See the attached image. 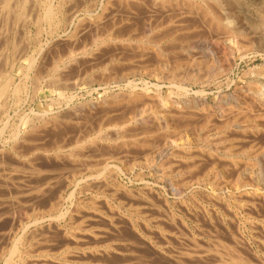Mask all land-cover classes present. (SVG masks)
<instances>
[{
	"label": "rangeland",
	"instance_id": "obj_1",
	"mask_svg": "<svg viewBox=\"0 0 264 264\" xmlns=\"http://www.w3.org/2000/svg\"><path fill=\"white\" fill-rule=\"evenodd\" d=\"M1 1L0 26L2 25L4 28L2 26L0 27V31H2L0 32V40L3 41H0V57L2 58H0V64H2L0 65V79L3 78L2 76H6L8 73H10L12 76H14L17 82H23L24 85V89L14 96L7 98L0 95V129L2 126H4L5 122L7 123L2 134H0V150L3 152L6 151V153H3V156L5 157L8 156L10 158L13 155V159H9L8 157L6 160H4L5 157L2 159L4 160L2 165L5 166L4 168H6V170L4 168L1 170V167L3 166L0 165V196L4 195L3 197H6L5 199L2 196L0 197L4 199V202H1V204L3 203L4 205H1L3 207L0 206L3 208H0V214L4 213L3 215L5 216L4 217L1 215L4 218L0 220V235L3 234V236H6L4 238L6 240V238L11 235V232L13 235L9 237H11L12 240L16 239V241H18V238H20L21 240L26 241V244H24L25 246H23L26 253L21 254V256L18 254L13 255L12 261H14L16 264H236V255L242 254L247 256L252 264H263L264 211L262 208L253 210L251 208L252 206L250 207L248 193H242L241 191L234 190L231 185L232 181L234 180V175H232L230 172L225 175L217 174L216 172L214 173L213 170H210L214 162L215 164L213 165L216 166L218 163V166L222 163L216 160L213 162V160H211L212 158L207 152V149L208 146L211 148L215 147L212 150H218L219 154L223 155V152L225 151L224 147L227 149L230 146V142L232 140L228 137H230L233 132L230 131L229 127L223 126L222 128L221 126L224 124L225 119L230 117V114L232 117L234 113H237V111L234 108L231 109L229 106L223 105L221 97L226 94L237 96V92L234 90V84L246 85L251 80H253L252 75H243V73L247 71L248 68L264 64V60L261 57H255L250 61L247 60L246 62H238L237 67L232 73H230V75H223L215 82H209L204 88H202L201 84H188V93L184 95L182 91L180 92V90L176 88V85L179 84L180 81L184 80V78H178L177 80L179 82L176 81L177 83L174 84V82H172L169 78L165 79L166 77H164L162 79L159 75L149 73L143 69H138L139 67H136V69L134 68L133 70L134 72H138L140 70L138 73L136 72L133 74H128V72L126 73L125 71L126 66H122L121 61L115 62L108 59L110 53L114 51L113 47L109 48L107 46L104 47L101 45V47L99 46L97 49H95L93 44L94 38L99 36L102 37L108 30H112V28L114 33L119 32L120 30L119 24H121L124 15L119 11V9H117V3L115 4V2L111 1L112 3L110 5H114L113 7L111 6L112 9H114L111 10V12L109 11L108 13H105V15H100L99 17L100 13H98V5L100 4L99 2L101 0H65V4L63 3L64 0H50L53 1L54 4L57 2L56 4L60 5L61 10V15L57 18L58 26H56V33H50L51 27L49 24H47L49 21L46 19H41L42 12L39 8L40 0H20V2L19 0H14V3L13 0ZM16 4L18 5L16 6ZM8 5L11 6L9 7L11 10V16L9 12L7 13V11H10L8 10ZM12 5L15 8H12ZM18 13L21 16H19ZM26 13L28 14L26 15ZM7 14L9 15L7 16ZM2 17L4 19H2ZM9 17L11 18L9 19ZM37 19L38 21H36ZM65 19L67 21H64ZM96 19L99 22L96 21ZM94 20L97 23L94 24ZM119 20L121 22H119ZM132 20L136 21V19ZM36 22H38V25H36ZM39 25L41 26V30ZM75 31H79V33L75 35ZM47 33L49 34L47 35ZM204 33L207 34L206 31ZM3 37L4 39H2ZM13 45H15V47ZM21 47L24 48L22 49ZM83 47L85 48V51ZM19 48L21 50H19ZM39 48L40 51H38ZM82 50L86 53H82ZM14 52L17 54V56ZM32 58H36L34 70H37V68L38 70L40 69V71L37 72H41L43 75V80H41L42 82L40 84H35L34 79L25 76V67ZM3 60L4 62H2ZM101 62H103L102 65ZM121 71H123V73ZM5 73L7 74L5 75ZM145 73H149V75H146ZM183 76L184 75H182V77ZM55 78H57V81L54 80ZM230 78H233V83L228 86ZM104 79L107 80V83ZM126 82L131 85H128ZM157 86L159 88H157ZM131 87L138 91L146 88V91H149V94L153 96V99H156L154 100L156 103L154 104L155 106L160 102V99H165V97L169 95L174 100L187 98L189 100L192 99L194 101H201L203 99L208 103L210 102L213 105L215 104L218 107V110L221 111L219 113L222 116L224 115V117L223 119H219V117L215 115L213 117L212 115V117L210 116L206 118V114L199 111L198 113L195 112L198 115L195 113L194 115L187 114L188 116L186 117L188 119H185V117L183 119L181 118L184 124L180 123V119L177 122L175 119L176 117L170 119L171 121L167 120L165 123L160 122V124H158L153 120L154 118H152L154 117L152 114L155 111H152L149 108L150 103H148V107L146 104L143 107L144 109L146 106L143 112V119H141L142 117L139 115H136L135 117L136 122H139V124H135L133 121H131L126 125L124 121L127 119V117L125 116L123 119L124 121L121 119V125L119 124L121 123L120 117L123 118L121 115H123V113H127V116L132 115L130 114V111L133 110V107L132 109L129 108L131 106H128L127 108L120 107L113 110L110 108L109 110L107 108V112H105L104 108L100 105H97L96 102L106 96L109 98L110 94L112 93L118 94L120 91L121 93L123 91H127ZM201 89H204V95L199 94ZM220 91H222V93H220ZM58 92H61V94L63 93V96H58ZM92 103L95 106H93ZM90 105L93 109L90 107ZM137 106L136 112L137 109L141 108L139 105ZM121 108L123 111H125L123 112L120 110ZM44 110H50L56 114V116L61 117H58V122L53 127H48L42 130L43 132H39L40 134H35L36 137L33 136L32 140L35 139L36 141L31 140L28 142L30 145H28V143H17L15 150H17V152L19 151L18 153L20 154H16L14 152L15 150L11 149L13 143V141L10 140L11 135L17 127L19 130H21V132L25 131L26 128L22 124V118L24 116L33 117V114H35L34 112H42ZM114 110L116 111L113 112ZM110 111L112 112L110 113ZM133 111L135 112V110ZM6 116H8V118ZM137 116L141 119V121H143H137L139 119ZM146 116H148L150 122H148ZM190 118L193 120L195 119L198 122L194 120L196 122L194 123V121ZM204 120L207 121L204 122ZM114 121L116 123L119 121L118 124L120 127L118 124L116 125ZM221 121L223 122L222 124H220ZM62 122L65 123H63L65 127L63 126ZM113 122L114 124H112ZM171 123L175 124L172 125ZM217 123H219L221 126ZM151 124H153V126ZM164 124H167L165 128ZM177 124H180L181 127L177 126ZM161 125L163 128L160 127ZM196 125H199L198 128ZM127 126H130L131 128L128 130V128L126 129ZM167 126L170 128L167 129ZM55 127H57V130ZM171 127H174L175 130H183L184 127L185 131H187L185 135L186 137L181 139V141L179 140L180 137H172L170 132H172L174 128ZM118 128H123V131L120 129L121 132H123H120L121 135L124 134L127 136L130 134V137L127 136L125 138L124 135L123 138L119 137L120 130ZM80 129L84 131L85 136L83 135V131ZM108 129H111L112 131H108ZM124 129H126L128 132ZM99 132L102 135L105 134L106 136L104 135L101 137ZM32 133L33 131L30 132V135ZM168 135L171 137H167ZM223 135H227V137H224ZM107 136H109V138L112 137V142L111 140H105ZM114 137H117L118 141H116L117 138H115V140ZM222 138L224 140H221ZM84 139H87L88 141ZM123 139H125L124 142H120V140ZM132 140L135 141L136 145ZM208 140L210 142H208ZM77 141L79 143H77ZM92 141H95V144H92ZM114 141L116 142L114 143ZM88 142L90 144H88ZM119 142L121 144L126 143L124 144L125 146L123 145L125 148ZM81 143L83 145H81ZM203 143H205V145ZM210 143L211 145H208ZM231 143L232 147H234V142ZM76 144H79L81 147ZM133 144L136 147L133 146ZM54 145L55 147H53ZM112 145L115 146L112 147ZM116 145L119 146L117 147ZM145 145H147V147H145ZM40 146L44 147L41 148ZM179 146H183L184 150H188L189 156L186 155V151V153H184L185 156L183 155L184 160L181 158V153H183L184 150L181 149L177 150L180 154H178L176 151L173 156H168L170 150L176 149V147L179 148ZM221 147L224 151L220 150ZM22 148L24 150H22ZM109 148L110 150H108ZM100 150L102 151L100 152ZM134 150L136 151L134 152ZM79 152L82 153L80 154ZM151 155L152 159L150 158ZM172 157L173 159H171ZM151 160L154 162H151ZM168 161H170L171 164ZM181 161L184 162L182 163ZM210 161L212 162L210 163ZM5 163H7V165ZM115 166H117L118 169H116ZM16 167L19 168H17L19 171H16ZM101 167L103 168V171ZM177 167L180 168L177 169ZM32 169H42L44 171L40 170L41 172H38L36 170L40 176L35 174V177L34 174L32 175V173H29L30 171H33ZM167 171L171 173L169 174ZM162 173L165 174L163 175ZM27 176H33V179ZM46 180L47 182H45ZM51 180L54 181L52 182ZM53 183H55V186ZM29 185L30 187H28ZM4 186L6 188L8 187L6 190L7 192L5 189H3ZM39 187H45V189L42 188V191L39 192ZM26 189L28 191H26ZM10 190H12V192ZM18 190L20 191L18 192ZM43 190H45L44 192L47 190V192L43 193ZM37 191L38 193H35ZM41 192L43 195L40 194ZM5 195H8V197ZM60 195V198L63 201L62 209L63 211L67 212L64 218L52 219L54 214L51 212L50 215H46L47 210L50 211L52 209V202H54L53 205H55V199H57V197L59 198ZM35 197L40 199L37 198L35 201ZM14 198L18 200H15ZM3 199H0V201H3ZM12 199H14L15 203L12 202ZM6 202H9V205H7ZM50 203L52 204L50 205ZM12 217H14L13 222L11 221ZM7 229L9 232H7ZM71 232L74 233V235ZM38 235H40V237ZM58 235L60 237H58ZM24 236L31 238L27 239ZM71 238L73 240H71ZM45 239L46 241H44ZM14 240H9V242L4 241V249H6L7 244V249H9L11 243L15 242ZM88 251L89 253H87ZM6 256L7 253L5 257ZM59 256H61V259ZM5 257L0 260V264H4Z\"/></svg>",
	"mask_w": 264,
	"mask_h": 264
},
{
	"label": "bare ground",
	"instance_id": "obj_2",
	"mask_svg": "<svg viewBox=\"0 0 264 264\" xmlns=\"http://www.w3.org/2000/svg\"><path fill=\"white\" fill-rule=\"evenodd\" d=\"M5 1V0H3ZM27 1V0H26ZM54 1V0H53ZM53 1L50 0H40L39 1V8L41 9L42 15H41V19H46L47 21H49V26L51 27L50 33H56V26L58 23V16H60V5L58 4H54ZM60 1V0H59ZM63 1V0H62ZM67 1V0H66ZM115 2V4L117 3L116 6H118L117 9H119V11L124 15L122 22L119 20V22H121V24H119V32H113V28L112 30H108L102 37H97L94 38L93 40V44L95 49H97L99 46L101 47V45H103L104 47L107 46L109 48L113 47L114 51L110 53L109 55V60L110 61H121V65H125V71L126 73L128 72V74L130 73H136L134 72V68L136 69V67H139L138 69H143L148 71L149 73L152 74H156L159 75L160 78H164L165 79L169 78L172 82H174V84H176L178 81V78H184V80L180 81L179 84L176 85V88L178 90H180V92L182 91L183 94H187L188 93V88L187 85L191 84V85H199L201 84L202 88H204L205 86L208 85V83L210 82H215L219 77L223 76V75H230V73L233 72V70L237 67L238 62H246L247 60H251L255 57H261L264 60V0H101L98 5V13L99 17L100 15L102 16V14L105 15V13H108L109 11L111 12L112 5H110L112 2ZM0 2L2 3V1L0 0ZM12 2V1H11ZM18 2V1H17ZM16 2V3H17ZM20 2V0H19ZM29 2V1H28ZM26 2V3H28ZM0 3V4H1ZM14 3V0H13ZM12 3V4H13ZM65 4V0L63 2ZM31 4V3H30ZM36 4V3H35ZM61 4V2H60ZM95 4V3H94ZM114 4V3H113ZM10 5V3H9ZM8 5V10H10ZM18 4H16L17 6ZM28 5V4H27ZM25 6V5H24ZM29 6V5H28ZM36 6V5H35ZM112 6V7H111ZM7 7V6H6ZM34 7V6H33ZM111 7V8H110ZM12 8H15L12 5ZM23 8V7H22ZM25 8V7H24ZM37 9V8H36ZM116 9V8H115ZM27 10V9H26ZM29 10V9H28ZM34 10V9H33ZM5 11V10H4ZM3 11V12H4ZM30 11V10H29ZM28 11V12H29ZM11 12L7 11V13ZM13 12V11H12ZM21 12V11H20ZM19 12V13H20ZM27 12V11H26ZM39 12V11H38ZM36 12V13H38ZM64 12V11H63ZM18 13V14H19ZM40 13V12H39ZM114 13V11H113ZM117 13V12H116ZM7 14V16L9 15ZM17 14V13H16ZM22 14V13H20ZM19 14V16H21ZM28 13H26L27 15ZM35 14V13H33ZM90 14V13H89ZM115 14V13H114ZM64 15V14H63ZM5 16V15H4ZM11 16V14H10ZM23 16V15H22ZM117 16V15H116ZM32 17V15H31ZM34 17V16H33ZM112 17V16H111ZM115 17V16H114ZM11 17H9L10 19ZM26 18V16H25ZM39 18V17H38ZM60 18V17H59ZM66 18V17H64ZM98 18V17H96ZM110 18V17H108ZM118 18V17H117ZM2 19H4L2 17ZM17 19V18H16ZM40 19V20H41ZM61 19V18H60ZM91 19V18H90ZM93 19V17H92ZM103 19V18H102ZM132 19H136V21L132 20ZM12 20V19H11ZM57 20V21H56ZM113 20V19H112ZM116 20V19H115ZM5 21V20H2ZM10 21V20H9ZM38 21V19L36 20ZM44 21V20H43ZM63 21V20H62ZM64 21H67L66 19ZM96 21H98L96 19ZM134 21V23H133ZM42 22V21H41ZM81 22V21H80ZM90 22V21H89ZM93 22V21H92ZM99 22V21H98ZM103 22V21H102ZM114 22V21H113ZM116 22V21H115ZM38 22H36V25ZM61 23V21H60ZM66 23V22H64ZM76 23V22H75ZM94 24L97 23L93 22ZM92 23V24H93ZM21 24V23H20ZM91 24V25H92ZM93 24V25H94ZM4 25V24H3ZM43 25V24H42ZM70 25V24H69ZM101 25V24H100ZM106 25V24H105ZM110 25V24H109ZM114 25V24H113ZM116 25V24H115ZM2 26V25H1ZM0 26V27H1ZM5 26V25H4ZM8 26V25H7ZM24 26V25H23ZM47 26V25H46ZM45 26V28H46ZM76 26V25H75ZM80 26V25H79ZM98 26V25H96ZM3 27V26H2ZM11 27V26H10ZM99 27V26H98ZM105 27V26H104ZM4 28V27H3ZM39 28L41 30V26L39 25ZM44 28V27H43ZM58 28V27H57ZM94 28V26H93ZM16 29V28H15ZM26 29V28H25ZM48 29V27H47ZM96 29V28H95ZM108 29V27H107ZM111 29V26H110ZM115 29V28H114ZM5 30V29H4ZM39 30V31H40ZM78 30V29H77ZM104 30V29H103ZM9 31V30H8ZM15 31V30H14ZM37 31V30H36ZM98 31V30H97ZM105 31V30H104ZM206 31L207 34H205L204 32ZM2 32V31H0ZM48 32V30H47ZM76 32V31H75ZM94 32V31H93ZM79 31H77L75 33L78 34ZM95 33V32H94ZM99 33V32H98ZM104 33V32H103ZM102 33V34H103ZM2 34V33H1ZM4 34V33H3ZM9 34V32H8ZM49 33H47L48 35ZM97 34V33H96ZM6 35V33H5ZM13 35V34H12ZM51 35V34H50ZM101 35V34H100ZM7 36V35H6ZM9 36V35H8ZM2 37V36H1ZM77 38V36H76ZM4 39V37L2 38ZM2 41V40H0ZM7 41V40H6ZM13 41V38H12ZM3 42V41H2ZM29 42V41H28ZM33 42V41H32ZM34 43V42H33ZM6 44V43H5ZM12 44V43H11ZM18 44V43H17ZM43 44V43H42ZM7 45V44H6ZM45 45V44H44ZM80 45V44H79ZM2 46V45H1ZM15 47V45H13ZM12 46V47H13ZM85 46V45H84ZM48 47V46H47ZM93 47V48H94ZM22 49L24 47H21ZM26 48V47H25ZM41 48V47H40ZM40 48L38 51H40ZM84 48V47H83ZM18 49V48H17ZM105 49V48H104ZM107 49V48H106ZM19 50H21L19 48ZM42 50V49H41ZM77 50V49H76ZM79 50V49H78ZM102 50V48H101ZM11 51V50H10ZM23 51V50H22ZM74 51V50H73ZM72 51V52H73ZM85 51V48H84ZM83 50L81 51L82 53L84 52ZM110 51V50H109ZM12 52V51H11ZM19 52V51H17ZM21 52V51H20ZM75 52V51H74ZM77 52V51H76ZM101 52V51H100ZM15 53V52H14ZM25 53V52H24ZM86 53V52H84ZM16 54V53H15ZM69 54V53H68ZM72 54V53H71ZM103 55V54H102ZM17 56V54H16ZM89 56V54H88ZM95 56V54H94ZM97 56V55H96ZM101 56V55H100ZM11 57V56H10ZM21 57V56H20ZM93 57V56H91ZM106 57V56H104ZM1 58V57H0ZM4 58V57H3ZM85 58V57H83ZM90 58V57H89ZM2 59V58H1ZM0 59V60H1ZM19 59V58H18ZM56 59V58H54ZM91 59V58H90ZM42 60V59H41ZM60 60V58H59ZM82 60V57H81ZM86 60V59H85ZM95 61V60H94ZM99 61V60H98ZM107 61V60H106ZM105 61V62H106ZM4 62V60L2 61ZM82 62V61H81ZM85 62V61H84ZM88 62V61H87ZM92 62V61H91ZM100 62V61H99ZM98 62V63H99ZM29 63V65H28ZM27 63V66L25 67V76L26 77H30L32 79H34V83L36 84H40L43 80V75L41 74V72H37L40 71V69L38 70H34L35 69V64H36V58H32L30 60V62ZM38 63V62H37ZM79 63V62H78ZM86 63V62H85ZM93 63V62H92ZM97 63V64H98ZM103 62H101L102 65ZM120 63V62H119ZM118 63V64H119ZM10 64V63H9ZM41 64V63H40ZM96 64V63H95ZM114 64V63H113ZM116 64V63H115ZM2 65V64H0ZM4 65V63H3ZM53 65V64H52ZM68 65V64H66ZM120 65V64H119ZM118 65V66H119ZM116 66V65H115ZM121 66V67H122ZM124 66V67H125ZM6 67V66H5ZM12 67V66H11ZM21 67V66H20ZM38 67V66H36ZM123 67V69H124ZM41 68V67H39ZM113 68V67H111ZM43 69V68H41ZM47 69V68H46ZM122 69V68H121ZM62 70V69H61ZM60 70V71H61ZM106 70V69H105ZM110 70V69H109ZM120 71V70H119ZM140 71V70H139ZM138 71V72H139ZM2 72V71H1ZM111 72V71H110ZM117 72V71H116ZM123 73V71H121ZM137 72V73H138ZM47 73V72H46ZM146 74V75H149ZM7 73H5L6 75ZM44 74V73H43ZM107 74V73H106ZM119 74V72H118ZM121 74V73H120ZM250 74V76H253V80H251L249 83H247L246 85L242 84V85H236L234 84V90H236L237 92V96L231 95V94H226L224 96L221 97L222 99V103L225 106H229L231 109L234 108L237 113H234V115L228 118L226 115V119L224 121V124L221 126L220 124H222L223 122L221 121V123H217L219 124L222 128L223 126L225 127H229L230 131H232L233 133L231 134L230 138L232 141L234 142V147H232V143L230 142V146H226L228 147L227 149L222 150V147L220 150L224 151L223 155L219 154L218 150H212L214 149L213 147L211 148L210 146H208L207 152L209 154V156L212 158H210L211 160H216L221 162L222 164H220L218 166L213 165L215 164V162L212 164V167L210 170H213L214 173L216 172L217 174H227V173H231L232 175H234V180L232 181V187L234 188V190L236 191H241L248 193L249 196V205L253 210L262 208L264 211V64L256 66V67H251L248 68L247 71H245L243 73V75H247ZM116 75V73H115ZM182 75H184L182 77ZM24 76V74H23ZM105 76V75H104ZM122 76V75H120ZM127 76V75H126ZM249 76V75H248ZM3 78L0 79V95H2L3 97H11L14 96L16 94H18L21 90L24 89V85L23 82H17L14 78V76H12L10 73H8L6 76H2ZM21 77V76H20ZM57 77V74H56ZM112 77V76H111ZM124 77V76H123ZM64 78V77H63ZM122 78V77H121ZM159 78V77H157ZM18 79V78H17ZM53 79V78H52ZM108 79V78H107ZM168 79V81H169ZM233 79V78H232ZM232 79L230 78L229 82H228V86H230L232 82ZM51 80V79H50ZM49 80V81H50ZM54 80L57 81V78H55ZM66 80V79H65ZM105 80V79H104ZM101 81V80H100ZM107 83V80H105ZM166 81V80H165ZM31 82V81H30ZM103 82V81H102ZM179 82V81H178ZM76 83V82H75ZM97 83V82H96ZM105 83V84H106ZM110 83V81H109ZM128 83V82H126ZM34 84V85H35ZM54 84V83H53ZM68 84V83H67ZM144 84V83H143ZM173 84V83H171ZM49 85V84H48ZM61 85V84H60ZM128 85H131L128 83ZM62 86V85H61ZM68 86V85H67ZM66 86V87H67ZM126 86V85H125ZM174 86V85H172ZM36 87V86H35ZM40 87V86H39ZM58 87V86H57ZM56 87V88H57ZM64 87V86H63ZM128 87V86H127ZM134 87V86H133ZM131 87L130 89H128L127 91H123L121 93L118 94H110L109 98L103 97L101 98V100L99 99V101L96 102L97 105H100L104 108V111L107 112V108L113 110V109H118L120 107H124L127 108L128 106H131L129 108L133 110H135V112L133 110L130 111V114L132 115H126L123 112V109L121 108L120 110H122L123 112V118L120 117V121L121 123H119V121H117L119 124L122 125V120L125 118V116L127 117V119L124 121L127 124H129V122L133 121L135 124L136 122V115L141 116L143 119V112H144V105L150 103L149 105H147V107L149 106V108L153 111H155L152 115H154L153 120L160 124V122H166L167 120H170L172 118H175L178 122V120L180 119V123H183L181 120V118L183 119L185 117V119H188L186 116L188 115H194L195 112H199L201 111L202 113L206 114V118L208 117H214L217 116L219 117V119H223L224 115L222 116L219 112H221L220 110H218V107L212 103H208L206 100H192V99H177L174 100L171 98V96H167L165 97V99H160L159 103H157V105L159 106H155L154 104L156 99H153V96H151L149 94V91H146L147 89L144 88L141 91L136 90L135 88ZM145 87V86H144ZM32 88V87H31ZM60 88V86H59ZM129 88V87H128ZM143 88V87H142ZM157 88H159L157 86ZM36 89V88H35ZM40 89V88H39ZM95 90V89H94ZM106 90V89H104ZM109 90V89H108ZM107 91V90H106ZM93 92V91H92ZM104 92V91H103ZM112 92V91H110ZM23 93V91H22ZM59 93V92H58ZM115 93V92H114ZM153 93V92H152ZM205 91L204 89L199 91V94H203L204 95ZM220 93H222V91H220ZM21 94V93H20ZM206 95V94H205ZM58 96H63V93L61 94V92L59 93ZM101 96V95H100ZM2 97V99H3ZM13 98V97H12ZM178 98V97H177ZM1 99V100H2ZM196 99V98H195ZM49 101V100H48ZM3 102V100H2ZM94 102V101H93ZM157 102V101H156ZM46 103V102H45ZM50 103V102H49ZM58 103V102H57ZM93 105V103H92ZM133 105V106H132ZM137 105H139L141 108L137 109L136 112V108L138 107ZM1 106V105H0ZM79 106V105H77ZM81 106V105H80ZM95 106V105H93ZM136 106V107H135ZM224 106V107H225ZM3 107V106H2ZM6 107V106H5ZM74 107V106H73ZM90 107L92 108V106L90 105ZM101 107V108H102ZM106 107V109H105ZM1 108V107H0ZM4 108V107H3ZM2 108V109H3ZM80 108V107H78ZM100 108V107H99ZM135 108V109H134ZM73 109V108H72ZM77 109V108H76ZM93 109V108H92ZM95 109V108H94ZM109 109V110H110ZM148 109V108H147ZM146 109V110H147ZM225 109V108H224ZM98 110V109H97ZM96 110V111H97ZM101 110V109H99ZM108 110V113H109ZM128 110V109H127ZM145 110V111H146ZM149 110V109H148ZM73 111V110H72ZM116 110H114L113 112H115ZM119 111V110H118ZM68 112V111H67ZM78 112V110H77ZM94 112V111H93ZM99 112V111H98ZM103 112V109H102ZM104 112V113H105ZM112 111H110L111 113ZM132 112V113H131ZM223 112V111H222ZM35 114H33V117H23L22 118V124L23 126H25V131L21 132V130L18 129V127L15 129V131L13 132V134L11 135L10 140L13 141L11 149L15 150L16 148V144L17 143H28L33 139V136H35V134H38L39 132H41L42 130L48 128V127H53L57 122H58V117L60 118L61 116H56V114H54L52 111L50 110H44L42 112H34ZM60 113V112H59ZM72 113V112H71ZM96 113V112H95ZM107 113V114H108ZM120 113V114H121ZM195 113V114H197ZM230 113V112H229ZM62 114V113H61ZM129 114V112H128ZM188 114V115H187ZM58 115V114H57ZM74 115V114H73ZM148 115V114H146ZM198 115V114H197ZM22 116V115H21ZM64 116V115H63ZM62 116V117H63ZM69 116V115H68ZM67 116V117H68ZM87 116V115H85ZM105 116V115H104ZM110 116V115H109ZM150 116V115H148ZM148 116L147 119H148ZM229 116V115H228ZM8 118V116H6ZM65 117V116H64ZM73 117V116H72ZM88 117V116H87ZM103 117V116H101ZM100 117V118H101ZM190 117V116H189ZM71 118V117H69ZM76 118V117H75ZM109 118V117H108ZM137 118H139L137 116ZM145 118V117H144ZM151 118V117H149ZM178 118V119H177ZM193 118V117H192ZM190 118V119H192ZM197 118V117H196ZM201 118V117H200ZM198 118V119H200ZM66 119V118H65ZM68 119V118H67ZM90 119V118H89ZM122 119V120H121ZM141 119L139 118L137 121ZM215 119V118H214ZM85 120V119H84ZM152 120V121H153ZM193 120V119H192ZM195 120V119H194ZM193 120V121H194ZM217 120V119H216ZM3 121V120H2ZM171 121V120H170ZM174 121V119H173ZM185 121V120H184ZM189 121V120H188ZM196 121V120H195ZM198 122V121H196ZM203 121V120H202ZM207 120H204V122ZM212 121V120H211ZM220 121V120H219ZM60 122V121H59ZM78 122V121H77ZM115 122V121H114ZM114 122L112 124H114ZM148 122L149 119H148ZM176 122V123H177ZM214 122V121H213ZM64 122H62L63 124ZM116 123V122H115ZM116 123V125L118 124ZM124 123V124H125ZM147 123V122H146ZM208 123V122H207ZM216 123V122H215ZM18 124V123H17ZM61 124V123H60ZM65 124V123H64ZM63 124V126H64ZM80 124V123H78ZM77 124V125H78ZM88 124V123H87ZM101 124V123H100ZM118 124V126H119ZM133 124V123H132ZM139 124V122L137 123ZM172 125L175 123H171ZM184 124V123H183ZM7 123L5 122L4 126H2V128L0 129V134H2L3 129L6 127ZM72 125V124H71ZM81 125V124H80ZM79 125V126H80ZM115 125V126H116ZM125 125V126H126ZM131 125V124H130ZM141 125V123H140ZM145 125V124H143ZM153 126V124H151ZM163 125V124H162ZM162 125L160 127H162ZM167 125V124H166ZM164 124V128L166 126ZM169 125V124H168ZM189 125V124H188ZM191 125V123H190ZM195 125V124H193ZM200 125V124H199ZM198 125V126H199ZM207 125V124H206ZM218 125V126H219ZM57 126V125H56ZM62 126V125H61ZM134 126V124H133ZM137 126V125H136ZM146 126V125H145ZM175 126V125H174ZM177 126H180V124ZM184 126V125H182ZM198 126L196 125V127L198 128ZM202 126V125H201ZM212 126V125H211ZM65 127V126H64ZM70 127V126H69ZM72 127V126H71ZM74 127V126H73ZM81 127V126H80ZM113 127V126H112ZM117 127V126H116ZM120 127V126H119ZM122 127V126H121ZM124 127V126H123ZM181 127V126H180ZM190 127V126H189ZM195 127V126H194ZM207 127V126H206ZM216 127V126H215ZM57 130V127H55ZM63 128V127H61ZM110 128V127H109ZM114 128V127H113ZM111 128V129H113ZM125 128V127H124ZM131 128L130 126H127L126 129ZM134 128V127H133ZM132 128V129H133ZM163 128V127H162ZM170 127L167 126V129H169ZM174 128V127H171ZM178 128V127H177ZM187 128V127H186ZM192 128V127H191ZM51 129V128H50ZM53 129V128H52ZM60 129V128H59ZM67 129V128H66ZM70 129V128H69ZM111 129H108V131H112ZM119 130L121 129L123 131V128H118ZM126 129H124L125 131H127ZM156 129V127H155ZM161 129V128H160ZM179 129V128H178ZM189 129V128H188ZM221 129V128H220ZM228 129V128H227ZM63 130V129H62ZM65 130V129H64ZM82 130V129H80ZM99 130V129H98ZM121 130L119 131V134L121 132ZM197 130V129H195ZM219 130V129H218ZM33 131V135H30V132ZM83 131V130H82ZM86 131V130H85ZM124 131V132H125ZM157 131V130H156ZM192 131V130H191ZM190 131V132H191ZM198 131V130H197ZM225 131V130H223ZM12 132V131H11ZM43 132V131H42ZM46 132V130H45ZM51 132V131H50ZM57 132V131H56ZM62 132V131H61ZM64 132V131H63ZM67 132V131H65ZM73 132V131H72ZM92 132V131H89ZM117 132V131H115ZM114 132V133H115ZM128 132V131H127ZM137 132V131H136ZM150 132V131H149ZM170 132V131H169ZM186 132L185 128L183 127V130H175V128L173 129L172 132H170V134L172 135V137L176 136V137H180V141L181 139H184V137H186ZM49 133V132H48ZM58 133V132H57ZM69 133V132H68ZM79 133V130H78ZM87 133V131H86ZM100 133V132H99ZM112 133V132H109ZM108 133V134H109ZM123 133V132H121ZM140 133V131H139ZM198 133V132H197ZM40 134V133H39ZM43 134V133H42ZM62 134V133H61ZM101 134V133H100ZM117 134V133H116ZM126 134V133H125ZM161 134V133H160ZM200 134V133H199ZM65 135V134H63ZM83 135H84V131H83ZM105 135V134H104ZM101 134V137L104 136ZM118 135V134H117ZM124 135V134H123ZM123 135H119V137L123 138ZM155 135V134H154ZM188 135V134H187ZM190 135V134H189ZM198 135V134H197ZM39 136V135H38ZM81 136V135H80ZM85 136V135H84ZM98 137H100L99 135H97ZM106 136V135H105ZM110 136V135H109ZM109 136H107V138L105 140H111L112 142V137L109 138ZM125 136V135H124ZM130 137V134L127 135ZM125 136V138L127 137ZM134 136H135V132H134ZM153 136V135H152ZM193 136V135H192ZM224 137H227V135H223ZM36 137V136H35ZM34 137V138H35ZM42 137V136H41ZM60 137V136H59ZM77 137V136H76ZM118 137V136H117ZM117 137H114L117 138ZM118 137V138H119ZM137 137V136H136ZM151 137V136H150ZM167 137H171L170 135H168ZM199 137V136H198ZM201 137V136H200ZM223 137V138H224ZM62 138V137H61ZM75 138V137H74ZM78 138V137H77ZM83 138V137H82ZM81 138V139H82ZM91 138V137H90ZM95 138V137H93ZM118 138L116 141H118ZM120 138V139H122ZM135 138V137H134ZM166 138V137H165ZM164 138V139H165ZM221 140H224V139ZM38 139V138H37ZM45 139V138H44ZM42 139V140H44ZM63 139V138H62ZM73 139V138H72ZM88 139V138H87ZM87 139H84L86 141H88ZM101 139V138H100ZM99 139V140H100ZM144 139V138H143ZM163 139V138H162ZM191 139V138H190ZM200 139V138H199ZM35 140V139H34ZM32 140V141H34ZM83 140V141H84ZM96 140V139H95ZM125 139L120 140V142H124ZM138 140V139H137ZM151 140V139H150ZM160 140V139H159ZM173 140V139H172ZM194 140V139H193ZM204 140V139H203ZM206 140V139H205ZM226 140V139H225ZM36 141V140H35ZM104 141V140H102ZM114 141V143L116 142ZM133 141V140H132ZM140 141V140H139ZM143 141V140H142ZM141 141V142H142ZM166 141V140H165ZM190 141V140H189ZM41 142V141H40ZM39 142V143H40ZM44 142V141H43ZM90 142V141H89ZM88 142V144H90ZM95 142V141H94ZM93 141L91 142L92 144H95ZM98 142V141H97ZM100 142V141H99ZM119 142V143H120ZM127 142L129 143V141L127 140ZM135 144V141H133ZM152 142V140H151ZM172 142V141H171ZM187 142V141H186ZM192 142V141H191ZM205 142V141H204ZM207 142V141H206ZM208 142H210L208 140ZM237 142V143H235ZM53 143V142H52ZM50 143V144H52ZM77 143H79L77 141ZM83 143V142H82ZM81 143V145H83ZM86 143V142H85ZM107 143V142H106ZM147 143V142H146ZM167 143V142H166ZM173 143V142H172ZM193 143V142H192ZM224 143V142H223ZM35 144V143H34ZM87 144V145H88ZM121 144V143H120ZM126 144V143H124ZM123 143L121 144L122 146L124 145ZM133 144V146H135ZM174 144V143H173ZM205 145V143H203ZM226 144V143H225ZM229 144V143H228ZM28 145H30L28 143ZM33 145V144H31ZM41 145V144H40ZM43 145V144H42ZM79 145V144H76ZM86 145V146H87ZM99 145V144H98ZM128 145V144H127ZM143 145V144H142ZM141 145V146H142ZM162 145V143H161ZM168 145V143H167ZM175 145V144H174ZM177 145V144H176ZM208 145H211L208 144ZM223 145V144H222ZM85 146V145H84ZM96 146V145H95ZM115 145H112V147H114ZM117 146V145H116ZM119 146V145H118ZM117 146V147H118ZM125 146V145H124ZM123 146V147H124ZM131 146V145H130ZM138 146V145H137ZM144 146V145H143ZM169 146V145H168ZM20 147V146H18ZM23 147V145H22ZM41 147V146H40ZM44 147V146H42ZM41 147V148H42ZM52 147V146H51ZM55 147V145L53 146ZM59 147V146H58ZM79 147H81L79 145ZM83 147V146H82ZM88 147V146H87ZM85 147V148H87ZM92 147V146H91ZM107 147V146H106ZM136 147V146H135ZM133 147V148H135ZM140 147V146H139ZM145 147H147V145H145ZM152 147V146H151ZM154 147V146H153ZM165 147V146H164ZM21 148V147H20ZM27 148V147H25ZM95 148V147H94ZM92 148V149H94ZM102 148V147H101ZM125 148V147H124ZM170 148V147H169ZM175 148V147H174ZM205 148V147H204ZM217 148V147H216ZM29 149V148H28ZM37 149V148H36ZM39 149V146H38ZM45 149V148H44ZM42 149V150H44ZM47 149V147H46ZM83 149V148H81ZM80 149V150H81ZM96 149V148H95ZM98 149V148H97ZM100 149V148H99ZM103 149V148H102ZM105 149V148H104ZM116 149V148H114ZM119 149V148H118ZM136 149V148H135ZM149 149V148H148ZM160 149V148H158ZM166 149V148H165ZM184 150L183 146H179L176 147V149H172L169 151V155L168 156H173L177 150ZM22 150H24L22 148ZM26 150V149H25ZM33 150V149H32ZM31 150V151H32ZM41 150V149H40ZM76 150V149H75ZM84 150V149H83ZM86 150V149H85ZM107 150V149H106ZM110 150V148L108 149ZM107 150V151H108ZM122 150V148H121ZM129 150V149H128ZM140 150V148H139ZM153 150V148H152ZM157 150V149H156ZM164 150V148H163ZM29 151V150H28ZM30 151V152H31ZM47 151V150H46ZM45 151V152H46ZM91 151V150H90ZM89 151V152H90ZM94 151V150H93ZM102 150H100L101 152ZM104 151V150H103ZM114 151V150H113ZM136 150H134L135 152ZM160 151V150H159ZM187 151V156L188 155V150H184L183 153H181V158L182 160H184V153H186ZM16 154H20L17 152V150L14 151ZM25 152V151H23ZM74 152V151H73ZM86 152V151H85ZM152 152V151H151ZM168 152V150H167ZM178 152V151H177ZM3 153H6V151H1L0 150V165H2V162H4V160H6V158L3 156ZM8 153V151H7ZM28 153V152H26ZM43 153V152H42ZM71 153V152H70ZM80 154L82 152H79ZM84 153V152H83ZM97 153V151H96ZM114 153V152H113ZM119 153V151H118ZM126 153V152H125ZM155 153V151H154ZM55 154V153H54ZM53 154V156H54ZM73 154V153H72ZM85 154V153H84ZM128 154V152H127ZM151 154V153H150ZM178 154H180L178 152ZM38 155V154H37ZM43 155V154H40ZM75 155V154H74ZM124 155V154H123ZM177 155V154H176ZM192 155V154H191ZM13 156V155H12ZM8 157L9 159H13V157ZM33 156V155H32ZM49 156V155H48ZM52 156V157H53ZM82 156V155H81ZM167 156V157H168ZM179 156V155H178ZM185 156V155H184ZM193 156V155H192ZM3 157H5L4 160ZM39 157V155H38ZM42 157V156H41ZM47 157V156H46ZM60 157V155H59ZM119 157V156H118ZM149 157V156H148ZM152 157V155L150 156V158ZM33 158V157H32ZM37 158V156H36ZM69 158V157H68ZM120 158V157H119ZM118 158V160H119ZM123 158V157H122ZM125 158V157H124ZM187 158V157H185ZM192 158V157H191ZM15 159V158H14ZM44 159V158H43ZM46 159V158H45ZM128 159V158H127ZM152 159V158H151ZM161 159V158H160ZM159 159V160H160ZM168 159V158H167ZM173 159V157L171 158ZM8 160V159H7ZM121 160V159H120ZM123 160V159H122ZM164 160V159H163ZM176 160V159H174ZM180 160V159H179ZM178 160V161H179ZM192 160V159H191ZM70 161V159H69ZM150 161V160H149ZM165 161V160H164ZM171 161V160H170ZM168 161V162H170ZM12 162V161H11ZM20 162V161H18ZM73 162V161H72ZM151 162H154L153 160H151ZM150 162V163H151ZM156 162V161H155ZM173 162V161H172ZM182 162V161H181ZM184 162V161H183ZM182 162V163H183ZM199 162V161H198ZM212 161H210L211 163ZM14 163V162H13ZM71 163V161H70ZM75 163V162H74ZM166 163V162H164ZM175 163V162H174ZM7 165V163H5ZM23 164V162H22ZM171 164V162H170ZM189 164V163H187ZM11 165V164H10ZM19 165V164H17ZM152 165V164H151ZM211 165V164H210ZM3 166V165H2ZM9 166V165H8ZM106 166V165H104ZM159 166V165H158ZM162 166V165H161ZM166 166V165H165ZM179 166V165H178ZM198 166V165H197ZM5 166L1 167L4 168ZM91 167V166H90ZM103 167V166H102ZM101 167V168H102ZM107 167V166H106ZM105 167V168H106ZM116 169H118L117 166H115ZM152 167V166H151ZM160 167V166H159ZM158 167V168H159ZM171 167V166H170ZM175 167V166H173ZM184 167V166H183ZM186 167V166H185ZM189 167V165H188ZM193 167V166H192ZM18 167H16V171L19 169H17ZM35 168V167H33ZM104 168V169H105ZM176 168V167H175ZM180 168V167H179ZM177 167V169H179ZM195 168V167H194ZM6 170V168H4ZM9 169V168H8ZM30 169V168H29ZM38 169V168H37ZM32 169L33 171H30L29 173H32V175L36 174L37 176H40L37 171L39 172L42 169ZM87 169V168H86ZM156 169V167H155ZM176 169V170H177ZM184 169V168H183ZM182 169V171H183ZM186 169V168H185ZM10 170V169H9ZM21 170V168H20ZM23 170V169H22ZM37 170V171H36ZM100 170V169H99ZM167 170V169H166ZM175 170V171H176ZM181 170V169H180ZM12 171V170H11ZM15 171V170H14ZM19 171V170H18ZM25 171V170H24ZM44 171V170H42ZM47 171V170H46ZM103 171V168H102ZM101 171V172H102ZM26 172V171H25ZM28 172V171H27ZM41 172V171H40ZM119 172V171H118ZM162 172V171H161ZM164 172V171H163ZM168 172V171H167ZM166 172V173H167ZM172 172V170H171ZM170 172V173H171ZM174 172V171H173ZM180 172V171H179ZM9 173V172H8ZM7 173V174H8ZM46 173V172H45ZM96 173V172H95ZM104 173V172H103ZM113 173V171H112ZM169 173V172H168ZM169 173V174H170ZM181 173V172H180ZM3 174V173H2ZM5 174V173H4ZM14 174V173H13ZM27 174V173H26ZM41 174V173H40ZM44 174V173H43ZM163 174V173H162ZM161 174V175H162ZM165 174V173H164ZM163 174V175H164ZM216 174V175H217ZM6 175V174H5ZM15 175V174H14ZM31 175V174H30ZM35 175V177H36ZM177 175V174H176ZM230 175V174H229ZM11 176V175H10ZM9 176V177H10ZM16 176V175H15ZM24 176V175H23ZM51 176V175H50ZM101 176V175H100ZM4 177V176H3ZM19 177V176H18ZM22 177V176H21ZM26 177V176H24ZM29 177V176H27ZM31 177V176H30ZM29 177V178H30ZM33 177V176H32ZM31 177V178H32ZM162 177V176H161ZM222 177V176H221ZM220 177V178H221ZM20 178V177H19ZM41 178V177H40ZM43 178V177H42ZM46 178V177H45ZM50 178V177H49ZM52 178V177H51ZM223 178V177H222ZM11 179V178H10ZM33 179V178H32ZM39 179V178H38ZM13 180V178H12ZM35 180V179H34ZM49 180V179H48ZM29 181V180H28ZM36 181V180H35ZM44 181V180H43ZM52 182L54 180H51ZM27 182V181H24ZM47 182V180L45 181ZM50 182V180H49ZM48 182V183H49ZM51 182V183H52ZM1 183V182H0ZM14 183V182H13ZM34 183V182H33ZM44 183V182H43ZM42 183V184H43ZM222 183V182H221ZM30 184V183H29ZM38 184V183H36ZM46 184V183H45ZM55 183H53L54 185ZM219 184V183H218ZM217 184V185H218ZM12 185V184H11ZM21 185V184H20ZM31 185V184H30ZM30 185L28 187H30ZM40 185V182H39ZM52 185V186H53ZM14 186V184H13ZM26 186V184H25ZM47 186V185H46ZM50 186V185H49ZM55 186V185H54ZM12 187V186H11ZM17 187V186H16ZM32 187V186H31ZM35 187V186H34ZM38 187V186H37ZM223 187V186H222ZM3 188V187H2ZM8 188V187H7ZM7 188L4 186L3 189H5V191L7 190ZM14 188V187H13ZM40 188V187H39ZM42 188L45 189V187H41L38 191H42ZM51 188V187H50ZM49 188V189H50ZM60 188V187H59ZM15 189V188H14ZM18 189V188H17ZM16 189V190H17ZM25 189V188H23ZM29 189V188H28ZM58 189V188H57ZM224 189V188H223ZM228 189V188H227ZM229 190V189H228ZM4 191V192H5ZM12 192V190H10ZM9 191V192H10ZM15 191V190H13ZM20 190H18L19 192ZM24 191V190H23ZM26 191H28L26 189ZM31 191V189H30ZM35 192V193H38ZM45 190H43V193ZM55 191V190H54ZM3 192V193H4ZM7 192V191H6ZM5 192V193H6ZM10 192V193H11ZM49 192V191H48ZM53 192V191H52ZM63 192V191H62ZM222 192V191H221ZM17 193V192H16ZM15 193V194H16ZM22 193V192H20ZM32 193V192H31ZM34 193V194H35ZM58 193V192H57ZM8 194V193H7ZM14 194V192H13ZM12 194V195H13ZM18 194V193H17ZM42 194V192L40 193ZM56 194V193H55ZM9 195V194H8ZM8 195H5L8 197ZM11 195V196H12ZM43 195V194H42ZM47 195V194H44ZM49 195V194H48ZM226 195V194H225ZM228 195V194H227ZM2 196V195H1ZM0 196V197H1ZM4 196V195H3ZM2 196V197H3ZM28 196V195H27ZM51 196V195H50ZM223 196V195H222ZM16 197V195H15ZM45 197V196H44ZM61 195L59 196V198L57 197V199H55V205L54 202L50 203L52 209L50 211L47 210V214L46 215H50L51 212L54 214V216L52 217L55 219H61L64 218V216L66 215L67 211H63L62 206H63V201L60 198ZM229 197V195H228ZM4 198V197H3ZM0 198V199H3ZM6 198V197H5ZM4 198V199H5ZM12 198V197H11ZM35 201L37 200L38 197H35ZM48 198V197H47ZM45 198V199H47ZM192 198V197H191ZM0 201V206L3 204H1ZM15 199V198H14ZM14 199H12L14 202ZM30 199V198H29ZM40 199V198H38ZM11 200V199H10ZM18 200V199H15ZM28 200V199H27ZM50 200V199H49ZM53 200V199H51ZM193 200V199H192ZM9 201V200H8ZM29 201V200H28ZM32 201V200H31ZM17 202V201H16ZM11 203V202H10ZM15 203V202H14ZM7 205H9V202L7 203ZM18 204V202H17ZM48 204V203H47ZM4 205V204H3ZM6 205V207H7ZM12 205V204H10ZM48 206V205H47ZM3 207V206H1ZM0 207V208H1ZM14 207V206H13ZM50 207V208H51ZM91 207V206H90ZM3 209V208H1ZM0 209V210H1ZM49 209V207H48ZM75 209V208H74ZM67 210V209H66ZM77 210V209H76ZM1 212V211H0ZM3 212V211H2ZM10 212V210H9ZM4 214V213H3ZM3 214H0V220L3 219L5 216ZM44 214V213H43ZM4 217H2V216ZM8 217V216H7ZM9 219V218H8ZM11 221H14V217H12ZM11 225V224H10ZM12 227V226H10ZM13 228V227H12ZM50 228V227H48ZM13 230V229H11ZM44 231V230H43ZM49 231V230H48ZM52 231V230H51ZM63 231V230H62ZM61 231V232H62ZM7 232L8 229H7ZM73 232V231H72ZM71 232V233H72ZM76 232V231H75ZM84 232V231H83ZM92 232V231H91ZM96 232V231H95ZM79 233V232H78ZM5 234V233H4ZM12 236L13 234L10 232ZM29 234V233H28ZM32 234V233H31ZM30 234V235H31ZM45 234V233H44ZM74 235V233H72ZM88 234V233H87ZM97 234V233H96ZM7 235V236H8ZM53 235V234H52ZM60 235V234H59ZM58 235V237H60ZM79 235V234H78ZM8 236V237H9ZM40 237V235H38ZM6 236H3V234L0 235V260L2 258L5 257L6 253L7 256L5 257V262L4 264H14L15 262L12 261V256L15 254H18L19 256H21V254L26 253V251L24 250L25 246L24 244H26L25 240H21L20 238H18V241H16V239L14 240L15 242L11 243L9 249H7V245H6V249H4L3 244L5 245V242H9V240L13 241L11 237H7L6 240L4 239ZM25 237V236H24ZM49 237V236H48ZM57 237V238H58ZM69 237V236H67ZM77 237V236H76ZM96 237V236H95ZM16 238V237H15ZM27 238V236L25 237ZM31 238V237H29ZM27 238V239H29ZM35 238V237H34ZM45 238V237H44ZM65 238V237H64ZM70 238V237H69ZM80 238V237H79ZM90 238V237H89ZM40 239V238H38ZM42 239V238H41ZM96 239V238H95ZM51 240V239H50ZM59 240V239H58ZM71 240H73L71 238ZM99 240V239H98ZM5 241V242H4ZM28 241V240H27ZM43 241V240H42ZM46 241V239L44 240ZM65 241V240H64ZM88 241V239H87ZM32 242V241H31ZM30 242V243H31ZM48 242V240H47ZM56 242V240H55ZM58 242V241H57ZM66 242V241H65ZM99 242V241H98ZM29 243V244H30ZM71 243V242H70ZM75 243V242H74ZM93 243V242H92ZM95 243V241H94ZM93 243V244H94ZM42 244V243H41ZM47 244V243H45ZM44 244V245H45ZM65 244V243H64ZM97 244V243H96ZM100 244V243H99ZM40 245V243H39ZM110 245V244H109ZM79 246V245H78ZM106 246V245H105ZM112 247V246H111ZM32 248V247H31ZM225 248V246H224ZM230 248V247H229ZM228 248V250H229ZM234 249V248H232ZM101 250V249H99ZM113 250V249H112ZM103 251V250H102ZM218 251V250H217ZM216 251V252H217ZM111 252V251H110ZM109 252V254H110ZM232 252V250H231ZM30 253V252H28ZM78 253V252H77ZM82 253V252H81ZM89 253V251L87 252ZM86 253V254H87ZM99 253V252H98ZM97 253V254H98ZM228 253V252H226ZM236 253V252H235ZM239 253V252H238ZM241 253V252H240ZM75 254V253H74ZM104 254V253H103ZM230 254V253H229ZM90 255V254H89ZM94 255V253H93ZM99 255V254H98ZM101 255V254H100ZM233 255V254H232ZM231 255V256H232ZM236 264H249L252 262L249 261L250 259L247 256H244L242 254H238L236 255ZM18 257V256H17ZM61 256H59L60 258ZM65 257V255H64ZM229 257V256H228ZM14 258V257H13ZM87 258V257H86ZM93 258V257H92ZM27 259V258H26ZM35 259V258H34ZM43 259V258H42ZM61 259V258H60ZM90 259V258H89ZM94 259V258H93ZM231 260V259H230ZM234 260V258H233ZM45 261V260H44ZM92 261V260H91ZM94 261V260H93ZM14 262V263H12ZM42 262V261H41ZM221 262V261H220ZM234 262V261H233ZM94 263V262H93ZM16 264V263H15ZM30 264V263H29ZM262 264V263H261ZM264 264V262H263Z\"/></svg>",
	"mask_w": 264,
	"mask_h": 264
}]
</instances>
